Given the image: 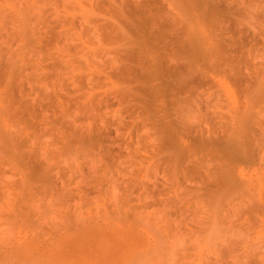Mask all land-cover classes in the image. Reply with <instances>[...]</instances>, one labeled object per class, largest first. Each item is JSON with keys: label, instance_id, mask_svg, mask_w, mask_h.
I'll return each mask as SVG.
<instances>
[{"label": "rangeland", "instance_id": "obj_1", "mask_svg": "<svg viewBox=\"0 0 264 264\" xmlns=\"http://www.w3.org/2000/svg\"><path fill=\"white\" fill-rule=\"evenodd\" d=\"M0 264H264V0H0Z\"/></svg>", "mask_w": 264, "mask_h": 264}]
</instances>
